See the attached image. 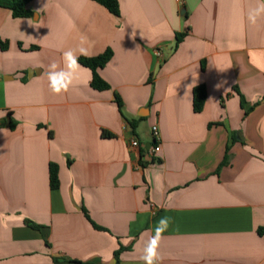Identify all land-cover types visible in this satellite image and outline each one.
I'll return each instance as SVG.
<instances>
[{"label":"crops","instance_id":"1","mask_svg":"<svg viewBox=\"0 0 264 264\" xmlns=\"http://www.w3.org/2000/svg\"><path fill=\"white\" fill-rule=\"evenodd\" d=\"M118 1L120 16L92 0H34L31 18L0 7V264H144L162 217L158 264H264L257 0ZM80 46L79 58L113 51L99 70L111 88L94 89L80 64L78 82L53 94L49 65Z\"/></svg>","mask_w":264,"mask_h":264},{"label":"trees","instance_id":"2","mask_svg":"<svg viewBox=\"0 0 264 264\" xmlns=\"http://www.w3.org/2000/svg\"><path fill=\"white\" fill-rule=\"evenodd\" d=\"M34 0H0V7L9 9L15 18H31L33 13L29 10V4L32 3ZM100 4L101 6L105 7L111 14L115 16H120V5L118 0H92ZM186 34H178V44L183 41ZM0 48L3 51L9 49V43L4 41L0 38ZM113 58V51L108 49L105 53L98 57L94 58H87V57H80L79 63L92 71V82L91 85L94 89L98 91H106L109 90L111 87L109 83H107L100 75L99 70L104 68ZM194 99H193V106L194 111L196 113H201L207 101V89L204 85L198 86L194 89ZM117 102L120 108L123 107L122 101L119 97H117ZM242 106L245 108L246 104L244 99L242 100ZM254 107L249 108L246 110V114L248 115ZM133 127L135 124L132 123ZM103 136H111L110 133L104 131ZM237 138L233 136L232 141L235 142ZM231 146L227 147L226 155L219 166L218 172L226 165L229 164ZM50 186L52 190H57L60 187V179H59V167L56 164L50 165ZM27 225L39 229L40 226L36 225L35 223L27 220ZM258 233L264 237V228H259ZM119 253H117L118 256ZM77 263V262H76ZM79 263V262H78Z\"/></svg>","mask_w":264,"mask_h":264},{"label":"clouds","instance_id":"3","mask_svg":"<svg viewBox=\"0 0 264 264\" xmlns=\"http://www.w3.org/2000/svg\"><path fill=\"white\" fill-rule=\"evenodd\" d=\"M261 18H264V0H257V5L248 9L247 19L250 24L256 25ZM80 55H88L87 49L82 46L76 49L69 48L62 52L63 67H60L55 61L49 65L47 78L49 88L53 94L62 95L67 93L78 82V72L82 67L79 63ZM193 87H195V80L187 86L188 91ZM169 224V217H162L157 223L155 235L149 240L144 249V255L142 256L144 264H158L160 259L157 251L158 245Z\"/></svg>","mask_w":264,"mask_h":264},{"label":"built area","instance_id":"4","mask_svg":"<svg viewBox=\"0 0 264 264\" xmlns=\"http://www.w3.org/2000/svg\"><path fill=\"white\" fill-rule=\"evenodd\" d=\"M177 1H181V0H177ZM158 54H160V52L158 53ZM152 132H153V136H154V138H155V140H156V145L154 146V148H153V150H152V153H159L160 152V150H161V147L159 146V139H160V131H159V128L157 127V126H154L153 128H152ZM139 145H140V143H139V141L138 140H136V139H134L133 141H132V147L133 148H137V147H139Z\"/></svg>","mask_w":264,"mask_h":264},{"label":"water","instance_id":"5","mask_svg":"<svg viewBox=\"0 0 264 264\" xmlns=\"http://www.w3.org/2000/svg\"><path fill=\"white\" fill-rule=\"evenodd\" d=\"M185 11V10H184ZM7 121H8V125H9V123H10V118H7Z\"/></svg>","mask_w":264,"mask_h":264}]
</instances>
